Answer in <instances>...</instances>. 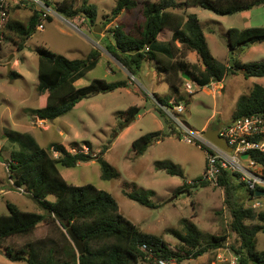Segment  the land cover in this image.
Here are the masks:
<instances>
[{
    "label": "trees",
    "instance_id": "obj_1",
    "mask_svg": "<svg viewBox=\"0 0 264 264\" xmlns=\"http://www.w3.org/2000/svg\"><path fill=\"white\" fill-rule=\"evenodd\" d=\"M47 6L66 18H76L81 13L96 24L98 10L95 4L84 1L77 9L71 0H63L52 5V0H41ZM137 0H117L105 24L112 23L125 10L137 6ZM264 5V0H145L143 7L144 22L139 32L125 29L122 24L110 28L106 50L110 52L133 76H137L146 62H154L159 72L166 75L169 90L175 96L181 94L187 82L203 87L212 81H222L230 73L244 70L246 77H264V60L242 62L230 57L233 65L217 59L211 52L205 30L195 13H188L191 7H201L219 15H232ZM43 10L34 9L27 24L9 20L3 41L12 38L14 32L20 39L19 49H24L26 41L38 30L43 19ZM49 21L52 17L48 16ZM165 29L173 32L168 41H160L158 36ZM116 38L117 44H114ZM231 49H242L243 45L264 42V26L245 28L232 27L226 34ZM189 51H196L202 65L191 64L186 60ZM39 55L38 90L42 107L34 110L35 116L48 121L69 113L84 98L99 92H109L128 87L126 80L108 82L102 78L93 79L88 85L78 87L76 82L93 70L100 61L101 51L93 48L85 58H69L46 46L37 48ZM16 72L12 71L10 75ZM195 93V92H194ZM189 93V94H194ZM157 96V95H156ZM162 102L170 98L159 97ZM184 98V97H183ZM188 104V100L186 102ZM162 114V111L157 108ZM140 107L130 106L124 111L126 118L137 116ZM256 112L264 113V85L255 84L249 94L243 95L237 102L233 118ZM167 126H174L166 117ZM175 133V132H171ZM162 130L140 136L133 142V150L144 154L153 139L165 138ZM91 142L85 145L91 149ZM111 141L98 153L76 150L72 152L62 143L41 146L36 138L28 134L21 149L11 153L9 164L10 177L16 188L24 189L44 209V212H32L21 209L13 202L7 203L8 214H0V251L12 261L28 264H140L141 260L153 261V257L177 258L180 262L186 258H197L208 252L226 248L231 235L235 239L230 247L238 255L239 264H264V251L258 248V234L264 232V212L249 208L244 200L248 193L243 184L236 182L235 174L223 170L219 176V186L224 191L226 208L230 214L228 232L211 235L201 231L188 219L182 221L183 228H172L169 232L179 240L177 251L171 250L163 237L144 232L135 223L125 217L119 209L116 198L108 191L93 184L74 185L63 176L60 166L71 168L80 162L97 160L101 166V177L112 179L117 172L105 158ZM77 142H74L76 145ZM72 149H75L73 147ZM53 152L59 155L55 157ZM259 161L264 157L252 152ZM157 168L169 174L184 177L183 171L169 162H157ZM208 185L200 182H185L178 192L191 187ZM126 195L148 207H156L150 199V190L125 192ZM253 194V192L251 193ZM54 195V201L49 199ZM258 222L251 225V222ZM52 224L64 238L59 246L56 238L46 235L33 238L40 224ZM72 227L83 240L85 252L78 254L73 248L65 230ZM13 238H27L24 243H10ZM147 246V251L142 249ZM152 252V256L150 253ZM150 256V257H149ZM152 257V258H151Z\"/></svg>",
    "mask_w": 264,
    "mask_h": 264
},
{
    "label": "rangeland",
    "instance_id": "obj_2",
    "mask_svg": "<svg viewBox=\"0 0 264 264\" xmlns=\"http://www.w3.org/2000/svg\"><path fill=\"white\" fill-rule=\"evenodd\" d=\"M62 1L52 0V5L60 4ZM71 1L80 9L85 0ZM87 1L97 6L96 24L83 13L74 19L66 18L52 8L32 0H23V4L11 8L9 20L22 24L28 23L35 8L45 11L44 14L52 17V20L45 19V29H38L26 41L22 50L19 49V37L12 31H8L12 38L0 43V214L9 213L8 202L15 203L25 211L44 212L30 194L16 188L9 172L11 153L21 149L26 136L31 134L43 147H49L54 142L62 143L72 152L82 150L86 153H98L111 141L105 158L117 172L116 177L103 179L101 166L97 160L80 162L71 168L60 166L61 173L71 184H93L110 192L116 198L120 212L125 217L144 232L163 237L171 250L177 251L180 243L169 230L182 229L184 219L194 222L206 234L229 233L227 229L230 214L221 187L210 184L198 185L191 187V193L187 190L178 192L185 182L193 183L202 178L206 165L205 151L196 144L186 143L175 127V130L171 131L167 126L166 116L161 114L152 99L147 97L148 92H152L148 84L140 75L133 77L105 48L107 37L111 33L109 29L117 24L124 25L130 32H139L144 22L142 11L145 0H137L135 8L125 10L109 24L105 22L110 18L117 0ZM197 10L211 47L214 43L220 48L225 47L224 41H227L226 34L229 28L264 26L263 5L253 8L250 20L244 12L219 15L201 7H197ZM41 46L69 58H85L93 48L101 51L99 63L76 83L78 87L88 85L95 78H102L108 82L130 80L132 84L130 88L92 94L81 100L69 113L55 120L40 119L35 116L34 110L42 107L38 90L37 52V48ZM247 47L240 56L243 61L264 60V42L249 44ZM151 70L158 77L153 66ZM12 71L16 74L10 75ZM256 83L264 85V77H246L238 72L230 73L223 79L221 86H217L218 82L216 85L203 87L193 84L195 93L192 95L186 91L185 84L176 99L186 105L184 118L194 128L202 130L209 125L222 127L234 120L233 115L239 98L249 94ZM166 89V82H160L157 94L160 97L174 96L168 89L166 92ZM130 106L140 107V112L129 126L121 130L120 127L128 120L124 111ZM160 130L167 136L154 138L153 144L144 154H138L133 150L134 140L144 134ZM85 141L91 142V149L85 145ZM74 142L77 144L74 145ZM73 147L75 149H72ZM159 161L176 165L183 171L184 177L157 168L156 163ZM142 190L151 191L148 195L156 207L142 205L125 193ZM248 198L249 195L244 200L246 206ZM49 199L54 201L56 197L50 195ZM258 211L264 212V204ZM255 223L258 222H251V225ZM65 231L67 234V230ZM46 235L56 238L59 246L64 244L63 236L52 224H40L33 238H42ZM234 239V235L228 238L226 246L229 250L221 248L197 258L190 257L180 262L176 260V264H213L219 253L235 254L230 247ZM26 240L27 238H13L9 242L19 244ZM70 241L78 254L71 239ZM258 248L264 251L263 231L258 234ZM152 259L153 261L141 260L140 264H158L154 257ZM0 264L28 263L12 261L0 251Z\"/></svg>",
    "mask_w": 264,
    "mask_h": 264
},
{
    "label": "built area",
    "instance_id": "obj_3",
    "mask_svg": "<svg viewBox=\"0 0 264 264\" xmlns=\"http://www.w3.org/2000/svg\"><path fill=\"white\" fill-rule=\"evenodd\" d=\"M23 0H0V43L3 41L4 32L10 19L11 8L23 4ZM43 5L41 0H32ZM45 5V4H44ZM50 8V7H49ZM45 12V11H44ZM43 19L38 26L39 30L45 29V19L48 15L43 13ZM78 27V26H77ZM216 83L212 81L209 85ZM186 91L194 93L195 88L191 81L186 82ZM154 104L170 120L178 130L180 137L189 144H196L206 153L205 171L200 182L212 186H219V176L223 170H228L235 175L236 182L243 184L249 195L247 207L260 210L264 204V195L256 196L257 190H264V161H259L252 156V152L264 157V113L256 112L235 118L230 123L220 127L219 135L226 140L231 151L226 150L205 136V129L198 130L184 118L186 105L177 100L167 103L162 102L154 93H148ZM249 154L244 157V154ZM26 193L24 188H17ZM253 192V194H251ZM147 251V246H142ZM229 250L228 247H226ZM152 252L150 256H152ZM158 264H176V258L154 257ZM229 264H239L237 254H232Z\"/></svg>",
    "mask_w": 264,
    "mask_h": 264
},
{
    "label": "crops",
    "instance_id": "obj_4",
    "mask_svg": "<svg viewBox=\"0 0 264 264\" xmlns=\"http://www.w3.org/2000/svg\"><path fill=\"white\" fill-rule=\"evenodd\" d=\"M264 6V5H263ZM253 11V9H251V10H248V11H243L244 13H246V15L249 17V20L250 19H252V17H251V12ZM187 12L188 13H195V14H199V11L197 10V7H192V8H190V9H188L187 10ZM263 15H264V13H263ZM199 17V16H198ZM200 19V18H199ZM250 26H252V25H250ZM247 27H249V26H247ZM172 34H173V32L171 31V30H169V29H165L163 32H161L160 34H159V36H158V39L160 40V41H168V40H170L171 39V37H172ZM205 34H206V32H205ZM206 37H207V40H208V43H209V39H208V36H207V34H206ZM103 39V38H102ZM209 47H210V50H211V52H212V54L217 58V59H219L220 61H223V62H225V63H227V64H232V62H230V57H234V58H238L239 60H241L242 62H245V61H243L241 58H240V56L244 53V51L248 48V47H246L245 49L244 48H242V49H238L239 50V52L237 53V54H235V56H233V54H232V52L230 51V49H229V47H228V44H225V47H222V48H220V47H218L217 46V44H215L214 43V46H210V43H209ZM217 54H215V53ZM186 60L188 61V62H190L191 64H196V65H202V62H201V59H200V57H199V55H198V53L196 52V51H189L188 52V54H187V56H186ZM154 67V70L156 71V73H157V75H158V77H156L155 76V73L151 70V67ZM203 66V65H202ZM204 67V66H203ZM127 70V69H126ZM128 71V70H127ZM129 72V71H128ZM239 74L240 75H242V76H244V74H242L241 72H239ZM132 75V74H131ZM138 75H140V77L148 84V86L150 87V89L152 90V93H154V95H157V96H159L158 94H157V86H158V84L160 83V82H163V81H165L166 82V85H167V89H168V91H170L169 90V85H168V82H167V80H166V75L165 74H163V73H161V72H159L158 70H157V68H156V65H155V63L154 62H146L144 65H143V67H142V69H141V71L139 72V74ZM160 75V76H159ZM133 76V75H132ZM134 77V76H133ZM160 77V78H159ZM163 77V78H162ZM79 81V80H78ZM77 81V82H78ZM126 81H128V83H129V85H128V87H124V88H130V86H131V84H132V81H130V80H126ZM76 82V83H77ZM222 82H223V80L222 81H219L218 83V85L217 86H221V84H222ZM217 83V82H216ZM121 89V88H120ZM167 89H166V92H167ZM150 90V91H151ZM149 93V92H148ZM147 97L149 98V99H151L150 98V96H149V94H147ZM160 97V96H159ZM162 98H170V100L169 101H171V100H177L176 99V96L174 95H171V96H169V95H166V96H164V97H162ZM37 117V116H36ZM218 129L220 128V127H217ZM67 147V146H66ZM55 153H57V152H54V156L55 157H58V155L57 154H55ZM231 258V253L229 252L228 254L226 253V252H224V253H219L218 254V256H217V259L215 260V261H213L212 263L213 264H217L218 262H221V263H227L228 261H229V259Z\"/></svg>",
    "mask_w": 264,
    "mask_h": 264
},
{
    "label": "water",
    "instance_id": "obj_5",
    "mask_svg": "<svg viewBox=\"0 0 264 264\" xmlns=\"http://www.w3.org/2000/svg\"><path fill=\"white\" fill-rule=\"evenodd\" d=\"M97 32H100V30L96 29ZM109 36L111 37L112 34H109ZM112 40L114 42V44H117V40L116 38L112 37ZM224 44H228L227 41H224ZM229 47V46H228ZM247 47V45H243V48L245 49ZM230 51L232 52L233 56H235V54H237L239 52L238 49H231V47H229ZM232 65H233V61H232ZM10 67V64H9ZM240 72L242 74H245L244 70H240ZM183 77L186 80H191L190 76L187 74H183ZM99 91H97L95 94H98ZM135 119V116L129 118L121 127L120 129L123 130L125 129L127 126H129L131 124V122ZM205 136L210 139L211 141H213L214 143H216L217 145H219L220 147L231 151V147L228 145V143L226 142V140L224 138H222L219 135V130L214 128L213 125H209L206 130H205ZM249 154H244V157H248ZM256 196H261L264 195V190H257L255 192ZM67 234L69 236V238L72 240L73 244L75 245L77 251L79 252V254H83L85 252V246H84V242L83 240L78 236V234L76 233V231L72 228L69 227L67 230Z\"/></svg>",
    "mask_w": 264,
    "mask_h": 264
},
{
    "label": "clouds",
    "instance_id": "obj_6",
    "mask_svg": "<svg viewBox=\"0 0 264 264\" xmlns=\"http://www.w3.org/2000/svg\"><path fill=\"white\" fill-rule=\"evenodd\" d=\"M187 81H189V80H187ZM191 81V80H190ZM215 82V81H214ZM186 84V83H185ZM206 130V129H205ZM26 194H29L28 192L26 193Z\"/></svg>",
    "mask_w": 264,
    "mask_h": 264
},
{
    "label": "flooded vegetation",
    "instance_id": "obj_7",
    "mask_svg": "<svg viewBox=\"0 0 264 264\" xmlns=\"http://www.w3.org/2000/svg\"><path fill=\"white\" fill-rule=\"evenodd\" d=\"M214 128L218 129L215 125H213Z\"/></svg>",
    "mask_w": 264,
    "mask_h": 264
}]
</instances>
